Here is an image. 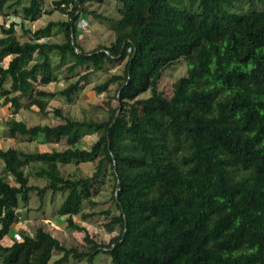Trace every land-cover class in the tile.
<instances>
[{
	"label": "trees",
	"instance_id": "trees-1",
	"mask_svg": "<svg viewBox=\"0 0 264 264\" xmlns=\"http://www.w3.org/2000/svg\"><path fill=\"white\" fill-rule=\"evenodd\" d=\"M92 1L103 0H54L67 19L32 29L26 22L43 18L46 0H0V13L14 12L24 31L0 19V106L12 113L3 134L15 140L0 147V264H50L56 253L53 264H94L100 252L113 264H264V0H119L114 40L85 50L80 20L103 18L89 10ZM181 60L187 73L168 95L159 82ZM100 72L110 75L96 92L115 84L107 119L61 108L52 110L58 124L17 118L25 110L47 117L53 99L73 102ZM61 79L64 88H46ZM91 134L98 135L91 148L77 146ZM63 139L67 147L50 151L16 144ZM83 163L94 171L66 168ZM108 184L119 213L107 224L120 232L99 243L75 216H93L85 203L99 205ZM34 193L41 208L48 193L64 196L55 214L85 232L87 250L65 246L43 226L4 242Z\"/></svg>",
	"mask_w": 264,
	"mask_h": 264
},
{
	"label": "rangeland",
	"instance_id": "rangeland-1",
	"mask_svg": "<svg viewBox=\"0 0 264 264\" xmlns=\"http://www.w3.org/2000/svg\"><path fill=\"white\" fill-rule=\"evenodd\" d=\"M54 0H46L44 5L45 14L43 18L36 22H26L27 28L36 29L42 25L48 23L50 20H59L67 19V15L63 12L56 10L54 5ZM121 3L119 0H103L102 2L92 1L88 4V8L91 11H94L96 14L103 16V18L97 17L96 15L85 16L80 20V42L85 48V50H91L98 47L100 44H109L115 38L113 31L114 21L119 18V8ZM264 7V5H261ZM0 19L7 24L11 21H16L18 25L17 32L23 34L22 19L14 14V12L7 11L6 13H0ZM56 41L62 39V36H55L53 38ZM11 56H7L2 59L1 64L7 66ZM54 60L58 62L59 57L54 55ZM126 61H123L120 65H117L113 71H119L123 68V65ZM68 65V63H67ZM61 69L66 70V64L64 63ZM188 70V65L185 61L181 60L175 63L172 67L167 69L159 82V90H162L166 94L170 95L173 91V84L181 76L185 75ZM109 73L100 72L96 75L91 76V82L86 88L75 95L73 102H68L65 97L58 96L53 99L49 104L50 114L46 116L40 115L37 111L25 110L17 115V118L24 119L28 124L34 123H47L58 124L63 122V120L53 114L52 110L54 108H61L66 114H69L76 118H93V119H107L110 114L112 107L116 105V99L114 97L115 84L110 86L108 91L103 93L96 92L93 87L97 82H103L109 77ZM63 77V76H62ZM74 80V77L71 78ZM66 81L61 79L59 82H52L47 85L49 90H60L66 86ZM151 94V91H147L142 94V97H147ZM12 113L8 110L7 107L0 106V144L2 147H7L8 145L15 142L13 139H4L2 132H4L3 122L10 118ZM97 134H91L85 136L77 146L81 148H91L93 142L97 139ZM22 141H18L16 144L21 145ZM27 150L30 152L34 151H50L55 148H65L67 147V140L63 139L59 143H39V142H25ZM20 151V150H19ZM29 152V151H28ZM1 164V163H0ZM3 168V167H2ZM0 168V171H2ZM67 170L70 172H77L78 174H91L95 165L92 163H83L80 165L79 169L77 166L68 165ZM29 172V170H26ZM9 180L14 183L12 177H9ZM31 183L44 186L46 184L45 179H38L35 177L31 178ZM112 185L108 184L107 189L97 197V201L100 202L99 205L92 207L90 204L85 203V212H96L93 216H89L86 220H83L80 215L75 216V221L78 224H84L93 237L98 240L99 243H108L110 239L120 232L119 225L110 226L107 224L110 218L119 213L117 206L113 203L111 197ZM64 196L58 193L55 196H52L51 193H48L44 200V207L41 208V201L39 196L35 193L32 195L30 203L26 207L25 205L20 206L18 213L19 228L24 231L25 227L27 231L33 233L35 228L38 226H43L46 230L50 231L54 236L59 238L61 242L67 247H76L79 250H87L88 243L84 240L85 232L84 231H75L67 227L66 218L63 216H56V211L63 201ZM108 207L112 208V214L107 216L105 213H102L103 210ZM22 225V226H20ZM12 235L17 237L15 233V228L12 229L10 236ZM21 237V234H20ZM18 237V238H20ZM57 253L53 255L50 264H53L54 261L59 257ZM65 264H90V262L85 258L83 260L71 259L68 263ZM94 264H113L111 257L103 252L98 253L94 258Z\"/></svg>",
	"mask_w": 264,
	"mask_h": 264
},
{
	"label": "crops",
	"instance_id": "crops-1",
	"mask_svg": "<svg viewBox=\"0 0 264 264\" xmlns=\"http://www.w3.org/2000/svg\"><path fill=\"white\" fill-rule=\"evenodd\" d=\"M2 134H3V132H2ZM4 136V135H3ZM4 139H9V138H6V137H3ZM22 144L21 145H17V149L18 150H20V151H23V152H28V151H30V150H27L26 148H28V146H26V143L25 142H21ZM0 147H2V144H0ZM29 149V148H28ZM40 151V150H39ZM0 168H2L3 167V163H2V161L0 160ZM19 223H16L15 225H14V228H15V233H16V235H17V239H21V237H20V234H22L21 233V230H20V228H19V225H18ZM20 226H22V225H20ZM23 227V226H22ZM23 229L25 230L26 228L25 227H23ZM18 237H20V238H18ZM4 242H6V243H10L11 242V238H8V237H6L5 239H4Z\"/></svg>",
	"mask_w": 264,
	"mask_h": 264
},
{
	"label": "built area",
	"instance_id": "built-area-1",
	"mask_svg": "<svg viewBox=\"0 0 264 264\" xmlns=\"http://www.w3.org/2000/svg\"><path fill=\"white\" fill-rule=\"evenodd\" d=\"M18 25H20L19 23L16 25V28H18Z\"/></svg>",
	"mask_w": 264,
	"mask_h": 264
}]
</instances>
